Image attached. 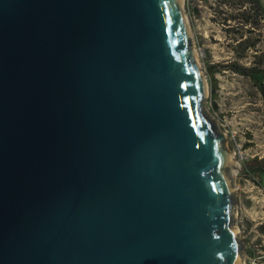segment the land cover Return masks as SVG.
Masks as SVG:
<instances>
[{"label":"water","instance_id":"obj_1","mask_svg":"<svg viewBox=\"0 0 264 264\" xmlns=\"http://www.w3.org/2000/svg\"><path fill=\"white\" fill-rule=\"evenodd\" d=\"M193 50L179 0H0V264H240Z\"/></svg>","mask_w":264,"mask_h":264},{"label":"rangeland","instance_id":"obj_2","mask_svg":"<svg viewBox=\"0 0 264 264\" xmlns=\"http://www.w3.org/2000/svg\"><path fill=\"white\" fill-rule=\"evenodd\" d=\"M183 8L207 81L202 112L225 134L224 147L239 164L232 201L242 263L261 257L264 264V77L237 68L264 69V0H184Z\"/></svg>","mask_w":264,"mask_h":264},{"label":"bare ground","instance_id":"obj_3","mask_svg":"<svg viewBox=\"0 0 264 264\" xmlns=\"http://www.w3.org/2000/svg\"><path fill=\"white\" fill-rule=\"evenodd\" d=\"M183 1L184 0H179L180 5L182 7H183ZM184 16L186 17L185 13H184ZM186 21H187V17H186ZM190 34H191V32H190ZM191 37H192V35H191ZM192 41H193V39H192ZM193 51H194V57H195L196 63L199 64L198 63V55L196 53L195 48H194ZM203 84H204V93L207 95L208 90H207V81H206L205 77L203 79ZM223 135H224V138L223 139L225 141V139H226L225 134H223ZM225 150H226V152H225V154H226L225 155V159H226V165H227V178H228V181H229V186H230L231 192L233 193L234 191L237 190V187H236V185L234 183V177H235L236 170L239 167V164H238V162L235 159V156H234L235 153L233 154L231 152H228L227 149H226V147H225ZM234 232L236 234L239 232V230L237 229L236 226L234 227ZM242 262L243 261L241 259L240 264H243Z\"/></svg>","mask_w":264,"mask_h":264},{"label":"trees","instance_id":"obj_4","mask_svg":"<svg viewBox=\"0 0 264 264\" xmlns=\"http://www.w3.org/2000/svg\"><path fill=\"white\" fill-rule=\"evenodd\" d=\"M237 68L240 69L245 75H248L251 77L262 75V77H264V69H250L246 67H237ZM208 73L210 74V76H213L212 69H210ZM215 84H216L215 81L212 79L211 80L212 91L215 90V86H216ZM260 89H261L262 94H264V87L260 86ZM213 106L215 107V104ZM261 165L264 166V162H262ZM262 169H264V167H262Z\"/></svg>","mask_w":264,"mask_h":264},{"label":"built area","instance_id":"obj_5","mask_svg":"<svg viewBox=\"0 0 264 264\" xmlns=\"http://www.w3.org/2000/svg\"><path fill=\"white\" fill-rule=\"evenodd\" d=\"M229 139L234 142V144L236 146V151L238 152V155L239 156L242 155L243 154V151L241 149V145H239V144L236 143L235 134L234 133H231ZM260 259H261V257H254L252 259H249L248 260V264H261ZM244 261H245V258H244Z\"/></svg>","mask_w":264,"mask_h":264}]
</instances>
